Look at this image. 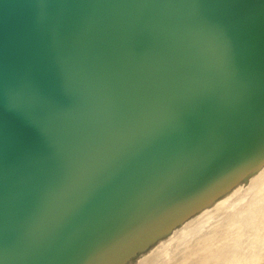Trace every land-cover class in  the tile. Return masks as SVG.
Returning a JSON list of instances; mask_svg holds the SVG:
<instances>
[{
    "label": "water",
    "instance_id": "obj_1",
    "mask_svg": "<svg viewBox=\"0 0 264 264\" xmlns=\"http://www.w3.org/2000/svg\"><path fill=\"white\" fill-rule=\"evenodd\" d=\"M249 212L264 0H0V264H176Z\"/></svg>",
    "mask_w": 264,
    "mask_h": 264
},
{
    "label": "bare ground",
    "instance_id": "obj_2",
    "mask_svg": "<svg viewBox=\"0 0 264 264\" xmlns=\"http://www.w3.org/2000/svg\"><path fill=\"white\" fill-rule=\"evenodd\" d=\"M259 212L233 215L225 225L180 256L176 264H264V225H252Z\"/></svg>",
    "mask_w": 264,
    "mask_h": 264
},
{
    "label": "rangeland",
    "instance_id": "obj_3",
    "mask_svg": "<svg viewBox=\"0 0 264 264\" xmlns=\"http://www.w3.org/2000/svg\"><path fill=\"white\" fill-rule=\"evenodd\" d=\"M251 222L253 226H257V225H264V217H256V215H254L253 217H251Z\"/></svg>",
    "mask_w": 264,
    "mask_h": 264
}]
</instances>
